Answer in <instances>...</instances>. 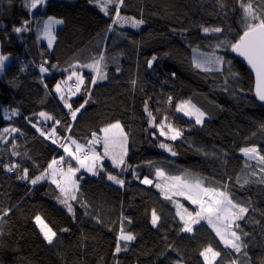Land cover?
Here are the masks:
<instances>
[{"label":"trees","instance_id":"trees-1","mask_svg":"<svg viewBox=\"0 0 264 264\" xmlns=\"http://www.w3.org/2000/svg\"><path fill=\"white\" fill-rule=\"evenodd\" d=\"M254 7L264 9V0H254ZM109 8L105 15L96 0H46L36 10H30L26 0L0 3V52L13 57L0 75V205L15 206L0 221V264H205L200 252L208 246L221 253L215 264H264V183L259 182L264 165L241 152L255 146L264 154V105L255 95L252 72L230 48L243 32L237 0H124L121 17L142 19L138 27L113 23L114 5ZM51 16L61 18L63 25L49 47L37 29ZM15 27L27 31L16 33ZM204 27L223 31L206 34ZM223 40L229 45L216 48ZM202 53L222 57L223 62L208 71L197 68ZM101 54L106 79L93 85L96 74L83 65ZM153 56L157 59L149 67ZM41 64L48 72H40ZM73 71L85 77L81 91L71 94L72 81L57 93L55 85L67 81ZM61 95L73 109L88 100L75 120ZM185 101L207 114L202 124L177 111ZM149 111L155 117L152 123ZM40 112L54 119L45 120ZM116 121L128 134L127 160L120 167L107 161L97 176H86L77 200H70L74 215L58 201L63 196L49 177L30 183L58 156H65V171L70 161L74 167L76 161L60 147L68 137L89 143L92 133L102 135L100 129ZM169 124L181 132L175 140L160 135V127ZM162 143L176 153L170 160ZM198 158L210 176L177 163ZM13 164L19 167L8 172L6 167ZM24 169L28 177L19 179ZM157 169L193 182L200 179L207 187L223 190L226 184L234 200L249 209L237 229L241 235L248 233L242 235L247 247L228 252L204 220L191 233L181 231L175 198L166 199L155 186L160 180ZM108 174L117 175L124 185L108 180ZM145 177L152 184L141 183ZM103 204L120 213L116 227L102 222ZM153 210L160 217L156 227L151 223ZM37 215L57 233L53 243L35 224ZM122 225L136 239L121 241L122 251L116 253Z\"/></svg>","mask_w":264,"mask_h":264},{"label":"snow or ice","instance_id":"snow-or-ice-1","mask_svg":"<svg viewBox=\"0 0 264 264\" xmlns=\"http://www.w3.org/2000/svg\"><path fill=\"white\" fill-rule=\"evenodd\" d=\"M2 2L3 0H0V3ZM44 3L45 0H30V3L26 0V6L30 10L37 9L38 5H43ZM96 3L105 15H108L110 12L109 5H114L115 19L113 20V23L130 22L133 27H138L144 23L142 19L137 20L131 17H121L120 10L124 5V0H96ZM237 3L243 13V32L234 43L230 44V48L231 51L243 57L255 72V95L260 101H264V9L258 10L257 7H254V0H237ZM28 23V21H24L25 25ZM62 23L63 20H58L54 17H48L47 21H44L43 33L48 39L49 47H52V42L55 39L53 35V26ZM202 30L206 34L221 33L223 31L220 27H204ZM13 31L20 33L22 31H27V28L15 27ZM226 43V41H220L217 44V47L225 46ZM6 59L7 57L0 56V68L3 67V63ZM156 59L157 57L153 56L152 60L148 61L149 67H151L152 62ZM204 59L205 63L210 64L219 65L223 62L222 57L214 56V54L213 57H207ZM103 60L104 56L101 54L99 58L95 59L92 63L83 65V67L89 68L95 72L96 75L91 79V84L93 85H95L98 80L106 79V76L101 68V62ZM195 66L197 68H201L202 64L200 62H195ZM53 67H55V65H53ZM204 70L208 71L210 69L204 68ZM40 72L46 73L48 72V69L41 64ZM73 77H75L76 80L75 91L71 92L70 89V92L72 95H75L77 92L81 91V87L84 85L85 77L75 71L69 75L68 79L71 80ZM61 83H66V81H62ZM133 83H135V81H133ZM55 91L57 93H62L63 89L61 88L60 83L55 85ZM60 99L63 100L64 106L69 110L73 120L76 119L77 113L80 112V110L84 108L85 104L88 103V100H85L78 108L73 109L72 104H70L63 95L60 96ZM189 107L192 109L191 111L189 110ZM145 111H148L147 106L145 107ZM177 111L183 112L188 116L195 115L197 124H201L203 122L202 118L204 113L198 108H195L194 105H190L189 101H185L177 105ZM39 115L45 120L54 119L45 112H40ZM148 115L150 117V123H152L155 120V117L152 116L150 111L148 112ZM54 123L59 124L60 121L54 120ZM33 127H36V125L33 124ZM9 131L18 132L19 129H4V132ZM37 131H39L42 136L49 138L48 135L41 129L37 128ZM100 131L103 133V136L101 137L95 132L92 133L93 139L89 141L87 147L77 143L75 140H71L70 137H68V139L71 141L72 145H75L74 150H72V148L67 144L60 145L64 152L76 161L78 167H73L71 162H68L67 170L65 171L62 167L65 163V158L64 156H61L59 160L53 159L48 165V168L45 169L41 175L30 180V183L35 185L39 181L45 179V177H49L51 182L56 185L57 189H59L63 196V198L58 196V201L67 208L69 213H72L73 215L74 208L69 201L77 200L75 193L79 190V186L76 174L80 171V169H84L87 172L92 173V175H97V169L101 167V161L105 157L111 159V162L115 167H120L125 164V156L128 151V135L124 132L120 122L116 121L114 123H110L106 127L100 129ZM55 135L56 130L53 128L51 136ZM160 135H168L169 139L175 140L181 135V132L169 124L166 126V129L163 126L160 127ZM52 142L55 144L56 140H53ZM101 142L103 144V155L98 153L95 149V145ZM160 147L171 151L169 146L166 144L162 143ZM241 152L249 159H256L261 165H264V154H261V151L257 147H245L241 149ZM172 154L175 155L176 153L172 152ZM13 155H17V153L13 152ZM17 167H19V165L13 164L7 166L6 170L8 172H12ZM260 171L264 173V167H262ZM156 175L164 177V172L157 169ZM27 177L28 170L24 169L23 175L20 176L19 179H26ZM107 179L120 186H123L125 183V181L118 178L117 175L108 174ZM165 179H170L171 183L164 185L156 184L155 186L161 190L166 199L171 200V195L169 193H172L174 195L184 196L185 199L190 201L192 204L198 205V210L192 213L188 212L183 205L174 201L178 209L177 215L180 216V219L183 221L181 231L191 233L193 231V225L198 224L201 220H205L226 248L240 253L242 248L247 247V245L243 243L242 235L247 236L248 233H242L241 235L238 233L237 229H240L238 221L245 217L249 209L234 200L233 194L227 191L226 184L223 186V190H221L216 187H205L203 181L200 179H196L195 182H191L188 179L181 178L179 176ZM259 182L264 183V176L261 177ZM141 183L150 185L152 184V181L145 177L141 180ZM245 183H247V181H245ZM14 207L15 206L4 207L0 205V220H4L5 217L9 216ZM151 216V223L153 227H156L160 217L157 215L155 210L152 211ZM34 222L39 227L44 239L49 244L53 243L57 233L52 229V227H50L40 215L34 217ZM128 222L131 223V221ZM61 231H68V229H61ZM240 231L242 232V230ZM135 239V235L130 232H125L122 225L120 234L117 237L115 252L120 253L122 251L121 241L131 242ZM123 250H127V243L124 244ZM200 255L204 258L205 264H213V262L220 257L221 253L219 251H215L211 246H208L200 252ZM244 255L247 256V253L245 252ZM177 264H179V261H177ZM231 264H237V261L233 260Z\"/></svg>","mask_w":264,"mask_h":264},{"label":"rangeland","instance_id":"rangeland-1","mask_svg":"<svg viewBox=\"0 0 264 264\" xmlns=\"http://www.w3.org/2000/svg\"><path fill=\"white\" fill-rule=\"evenodd\" d=\"M46 1V0H45ZM39 6L40 5H38V7L37 8H39ZM34 10H36V9H34ZM51 17H54V16H51ZM54 18H56V19H58V20H62L61 18H58V17H54ZM131 18H134V19H137V18H135V17H131ZM47 19L48 18H45L44 20H42V22H41V26H39V28L37 29L38 31H39V33H40V35L42 36V38L46 41V42H48V39H47V37H45L44 36V33H43V26H44V21H47ZM137 20H139V19H137ZM131 26H132V24L130 23V22H128ZM61 25H63V23L62 24H57V25H54L53 26V35H54V37H55V39H56V36H55V30L59 27V26H61ZM142 25V24H141ZM141 25H139V26H141ZM133 27V26H132ZM55 39L53 40V42H52V46L54 45V43H55ZM223 41H226L227 43H226V45L225 46H222L223 48L222 49H224V47H227L228 45H229V40H223ZM215 47L216 48H219V47H217V45H215ZM221 49V50H222ZM221 50H219V51H221ZM199 54V53H198ZM0 56H5V57H7V59L4 61V63H3V67L2 68H0V75H2L3 73H4V71H5V68L7 67V65L11 62V60L13 59V57H12V55H9V54H2L1 52H0ZM207 57H212V56H210L209 54H203L202 53V55H200V58H199V60L197 59V61L196 62H200L201 64H202V67L203 68H211L210 66L212 65V64H209V63H205V59L204 58H207ZM216 66H218V65H216ZM83 76V75H82ZM72 81H76L75 80V77H73L71 80H69V79H67V81H66V83H64V84H61V88L63 89V86H69V84L72 82ZM190 102V105H194L195 106V108H198L201 112H203L204 113V116H203V118H202V120H203V122H204V120L207 118V114L203 111V109L200 107V106H198L196 103H194V102H192V101H189ZM82 110V109H81ZM80 110V111H81ZM189 110L191 111L192 109L189 107ZM183 113V112H182ZM187 117H189V118H193V119H195L196 120V116L195 115H191V116H188L187 115ZM120 122V121H119ZM202 122V123H203ZM201 123V124H202ZM120 124L122 125V127H123V129H124V132L125 133H127V131L125 130V128H124V126H123V124L120 122ZM128 135V134H127ZM99 136H103V134L102 135H99ZM71 140H75L77 143H79V144H82V145H85V147H87L88 146V143H84V142H81L80 140H78V139H75V138H71ZM67 145H69L71 148H72V150H74L75 149V145H72L71 144V141L69 140L67 143H66ZM17 147H18V145H17ZM170 148V147H169ZM258 148V147H257ZM95 149H96V151L98 152V153H100L101 155H103V144H102V142L101 143H99V144H97V145H95ZM127 149H128V151H127V155L125 156V161L127 160V157H128V152H129V141H128V143H127ZM171 149V148H170ZM164 152H165V156H166V158L167 159H169L170 160V156H174L173 154H172V152H173V150L171 149V151H169L168 149H164ZM16 153H18V152H16ZM61 156H58V157H56L55 159L56 160H59V158H60ZM64 158H65V156H64ZM252 160H255V161H257L258 163H259V161L258 160H256V159H252ZM107 161H109V162H111V159H109L108 157H105L102 161H101V166H104V163L105 162H107ZM71 162V161H70ZM177 163L179 164V165H181V166H183V167H185V168H188V169H190V170H192V171H195V172H198L199 174H202V175H211L210 174V171H209V169H208V167H207V165H206V163L204 162V160L203 159H189L188 161H177ZM74 167H78V165L77 164H75L74 165ZM100 168V167H99ZM101 170V169H100ZM164 172V171H163ZM97 173H99V170L97 169ZM87 175H89V176H97V175H92V173H90V172H87L86 170H84V169H80V171L76 174V178L78 179V186H79V189L81 188V186H82V183H83V180L86 178V176ZM165 175L167 176L166 178H171V177H175V176H177V175H168V174H166L165 172H164V177H165ZM164 177H159L160 178V180L158 181V183L157 184H162V185H164V184H170L171 183V180L170 179H165ZM179 177H181V176H179ZM149 180H151L152 181V179L151 178H149V177H147ZM189 181H191V180H189ZM191 182H193V181H191ZM205 186V185H204ZM205 187H207V186H205ZM78 192V191H77ZM77 192L75 193V195L77 194ZM172 197H174L175 198V202H178L179 204H181V205H183L184 206V208H186L187 210H188V212H192V213H194L196 210H198V205H194V204H192L190 201L188 202V200L186 199V200H183V199H185V197L184 196H179V195H174V194H172V193H169ZM63 198V197H62ZM184 201V202H182V201ZM188 202V204H187V206H186V203ZM69 203H70V201H69ZM189 203L191 204V206H189ZM140 206H141V204H140ZM176 208H177V206H176ZM177 211H178V209H177ZM43 219H44V217L42 216V215H40ZM101 220H102V222L107 226V227H109V228H114V227H116L117 226V224H118V222H119V220H120V213L114 208V207H112V206H110V205H107V204H103L102 205V207H101ZM45 220V219H44ZM205 221V220H204ZM45 222L46 223H48L46 220H45ZM200 223V222H199ZM238 223H239V221H238ZM49 224V223H48ZM196 225L197 224H195V225H193V230H194V228L196 227ZM49 226L51 227V225L49 224ZM53 229V228H52ZM54 230V229H53ZM125 232H128V231H125ZM130 233H132V232H130ZM133 234V233H132ZM134 235V234H133ZM227 250H228V252H232V249H229V248H226ZM220 259H221V257H218L217 259H216V261H214L213 262V264H215L216 262H218V261H220Z\"/></svg>","mask_w":264,"mask_h":264},{"label":"water","instance_id":"water-1","mask_svg":"<svg viewBox=\"0 0 264 264\" xmlns=\"http://www.w3.org/2000/svg\"><path fill=\"white\" fill-rule=\"evenodd\" d=\"M235 53V52H234ZM235 55L248 67V69L252 72V74H253V76H254V79H255V82H256V75H255V72L252 70V68H251V66L247 63V61L243 58V57H241V56H239L237 53H235ZM154 63V61L152 62V64ZM259 100V99H258ZM259 102L261 103V104H263L264 105V101H260L259 100Z\"/></svg>","mask_w":264,"mask_h":264},{"label":"built area","instance_id":"built-area-1","mask_svg":"<svg viewBox=\"0 0 264 264\" xmlns=\"http://www.w3.org/2000/svg\"><path fill=\"white\" fill-rule=\"evenodd\" d=\"M14 151H18V147H17V144H14ZM1 221V220H0Z\"/></svg>","mask_w":264,"mask_h":264}]
</instances>
